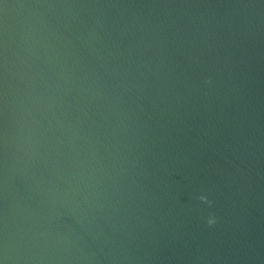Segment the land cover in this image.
<instances>
[{"label":"water","instance_id":"1","mask_svg":"<svg viewBox=\"0 0 264 264\" xmlns=\"http://www.w3.org/2000/svg\"><path fill=\"white\" fill-rule=\"evenodd\" d=\"M0 264H264V0H0Z\"/></svg>","mask_w":264,"mask_h":264},{"label":"clouds","instance_id":"2","mask_svg":"<svg viewBox=\"0 0 264 264\" xmlns=\"http://www.w3.org/2000/svg\"><path fill=\"white\" fill-rule=\"evenodd\" d=\"M207 83H208L209 85H211V83H212L211 79H209V80L207 81ZM198 199H199L202 203L206 204L208 207H211V206L213 205V201L210 200L206 195H200V196L198 197ZM216 222H217V218H216L215 214H214V213H210V214L208 215L207 219H206V223H207L209 226H212V225H215Z\"/></svg>","mask_w":264,"mask_h":264}]
</instances>
